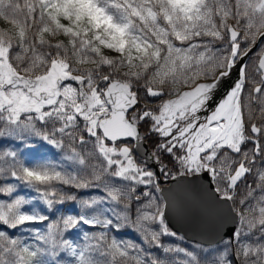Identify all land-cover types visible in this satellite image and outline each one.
<instances>
[{"label": "snow or ice", "instance_id": "snow-or-ice-1", "mask_svg": "<svg viewBox=\"0 0 264 264\" xmlns=\"http://www.w3.org/2000/svg\"><path fill=\"white\" fill-rule=\"evenodd\" d=\"M0 264H264V0H0Z\"/></svg>", "mask_w": 264, "mask_h": 264}, {"label": "water", "instance_id": "water-1", "mask_svg": "<svg viewBox=\"0 0 264 264\" xmlns=\"http://www.w3.org/2000/svg\"><path fill=\"white\" fill-rule=\"evenodd\" d=\"M231 83V80L226 82V87ZM163 179V178H161ZM198 183L203 184L201 180ZM182 235L188 240L198 243L214 242L219 238L220 233L214 230L208 221L203 219L194 207L186 210L185 218L182 222L176 224Z\"/></svg>", "mask_w": 264, "mask_h": 264}, {"label": "trees", "instance_id": "trees-1", "mask_svg": "<svg viewBox=\"0 0 264 264\" xmlns=\"http://www.w3.org/2000/svg\"><path fill=\"white\" fill-rule=\"evenodd\" d=\"M66 203L70 206V208H71V207H74V203H73V202L69 201V202H66ZM66 203H65V204H66ZM67 207H68V206H67ZM67 207H66V208L63 207V209H64V211L68 210V212H69L71 209H70V208H67ZM59 214H61V213H58V215H59ZM121 232L125 234L124 238H128V239L132 238V236L134 235V234L131 232V230H125V229H122Z\"/></svg>", "mask_w": 264, "mask_h": 264}, {"label": "rangeland", "instance_id": "rangeland-1", "mask_svg": "<svg viewBox=\"0 0 264 264\" xmlns=\"http://www.w3.org/2000/svg\"><path fill=\"white\" fill-rule=\"evenodd\" d=\"M34 147L35 148H39V145L37 144V145H34ZM24 151H26V150H24ZM74 203V202H73ZM68 206V207H67ZM64 208H70V206L66 203L64 206H63ZM71 210L68 212V210H66V211H64L63 213H61V214H64V213H69V214H71V213H73V211H74V207H71L70 208ZM78 210V209H77ZM125 230H130V229H125ZM132 232V231H131ZM184 243H186V244H196V243H194V242H190V241H187L186 239H185V241H184Z\"/></svg>", "mask_w": 264, "mask_h": 264}]
</instances>
